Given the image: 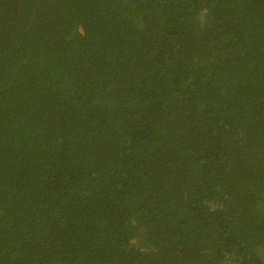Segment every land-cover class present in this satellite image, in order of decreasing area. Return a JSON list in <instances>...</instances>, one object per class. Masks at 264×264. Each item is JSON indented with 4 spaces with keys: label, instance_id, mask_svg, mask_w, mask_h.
<instances>
[{
    "label": "trees",
    "instance_id": "obj_1",
    "mask_svg": "<svg viewBox=\"0 0 264 264\" xmlns=\"http://www.w3.org/2000/svg\"><path fill=\"white\" fill-rule=\"evenodd\" d=\"M0 264H264V0H0Z\"/></svg>",
    "mask_w": 264,
    "mask_h": 264
}]
</instances>
